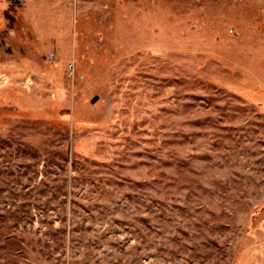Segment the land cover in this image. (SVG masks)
<instances>
[{"label":"rangeland","instance_id":"1","mask_svg":"<svg viewBox=\"0 0 264 264\" xmlns=\"http://www.w3.org/2000/svg\"><path fill=\"white\" fill-rule=\"evenodd\" d=\"M0 264H264V0H0Z\"/></svg>","mask_w":264,"mask_h":264}]
</instances>
